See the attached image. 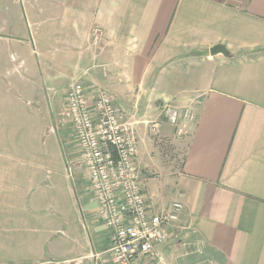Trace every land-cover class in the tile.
Wrapping results in <instances>:
<instances>
[{"label":"crops","instance_id":"obj_1","mask_svg":"<svg viewBox=\"0 0 264 264\" xmlns=\"http://www.w3.org/2000/svg\"><path fill=\"white\" fill-rule=\"evenodd\" d=\"M53 5L57 12L44 25L28 20V35L14 24L0 26V264H72L56 254L81 246L89 259L92 235L100 249L107 245L94 220L88 242H50L49 195L35 188L42 166L19 158L17 139L15 108L35 100L23 101L15 89L35 92V64L46 85L56 82L59 102L79 81L90 98L110 94L134 124L150 209L183 206L157 247L163 264H264V0ZM216 45L226 54L210 55ZM165 106L195 111L185 140L167 122ZM155 121L158 140L185 145L179 170L166 167L148 132Z\"/></svg>","mask_w":264,"mask_h":264},{"label":"built area","instance_id":"obj_2","mask_svg":"<svg viewBox=\"0 0 264 264\" xmlns=\"http://www.w3.org/2000/svg\"><path fill=\"white\" fill-rule=\"evenodd\" d=\"M64 105L62 118L72 129L79 165L107 231L106 247L91 254L93 264H163L157 247L166 242V226L179 221L183 206L172 202L159 212L148 206L135 161L134 124L110 94L90 98L79 81L67 90ZM164 113L178 137L189 136L196 117L192 108L165 106ZM149 129L157 137L160 123L152 122Z\"/></svg>","mask_w":264,"mask_h":264},{"label":"rangeland","instance_id":"obj_3","mask_svg":"<svg viewBox=\"0 0 264 264\" xmlns=\"http://www.w3.org/2000/svg\"><path fill=\"white\" fill-rule=\"evenodd\" d=\"M53 6H51V0H0V26L7 28L8 25L14 24L17 25V33L22 32L24 35H28L30 34L28 20L30 19V22L36 20L44 25L45 21L57 12L56 5ZM26 56L30 60L28 51ZM39 67L35 64L36 69L31 72L30 76L37 84L34 87L35 92L27 93V89L22 85L15 89V91H19L23 101L29 100V96L31 100H35L30 103L31 105L20 103V106H15L16 111L20 110L21 116L17 136L22 150L19 152L21 155L19 158L30 159L42 166L38 171L35 188L38 192L49 195L48 205L50 208L48 209L53 215L55 226L50 242H61L63 237H66L67 241L74 245L84 241L88 242L91 238L93 220L96 225L103 226V223L100 220L97 221L99 219L96 212L97 206L92 200L85 169L79 165L78 148L72 129L62 118L65 100L59 102L55 97H52L53 90H57L58 86L56 82L46 85L43 82V75L40 76ZM159 137L160 134L154 137V140L166 167L171 171L179 170L185 145L177 141H161L158 140ZM179 138L185 140L187 137ZM140 150L142 152L144 147L141 146ZM46 211L45 209L44 212ZM99 236L102 239L107 237L103 228ZM91 239L95 250L90 245L89 259L83 256L87 249H82L81 246L69 248L66 253L60 250L55 258L58 257L61 261L63 256L68 255L73 258L72 264H93L91 254L100 250L104 244L95 245L93 235Z\"/></svg>","mask_w":264,"mask_h":264},{"label":"water","instance_id":"obj_4","mask_svg":"<svg viewBox=\"0 0 264 264\" xmlns=\"http://www.w3.org/2000/svg\"><path fill=\"white\" fill-rule=\"evenodd\" d=\"M209 53H210V55H214L217 53L226 54V50L223 46L216 45V46H213L212 48L209 49Z\"/></svg>","mask_w":264,"mask_h":264}]
</instances>
